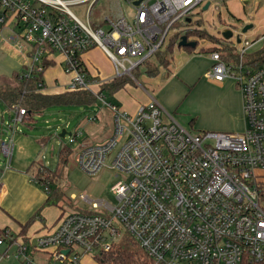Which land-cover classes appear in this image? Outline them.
<instances>
[{"label": "built area", "instance_id": "obj_1", "mask_svg": "<svg viewBox=\"0 0 264 264\" xmlns=\"http://www.w3.org/2000/svg\"><path fill=\"white\" fill-rule=\"evenodd\" d=\"M93 1L0 0V25L14 20L17 29L10 40H19L12 48L25 59L24 78L43 73L58 54L71 75L66 91L94 92V85L134 80V71L163 52L172 35L188 30L193 11L207 2L122 0L130 14L115 21L105 18V30L82 23L70 10ZM228 46L210 53L206 77L216 83L234 81L244 131L193 133L156 102L130 116L98 93L112 113L113 135L103 143L79 146L77 165L89 175L108 167L127 179L111 187L115 203L80 194L90 209L65 214L52 233L31 240L29 250H51L47 264H81L84 256L108 252L123 232L149 264H264V64L248 62L253 42L240 39L234 52ZM92 48L112 62L115 72L109 81L91 79L84 70L82 56ZM13 111L14 123L27 116L20 103ZM8 128L12 133L17 129ZM80 136L71 133L69 144ZM13 148L12 136L0 141L8 166ZM26 250L27 244L19 245L16 258L39 264Z\"/></svg>", "mask_w": 264, "mask_h": 264}, {"label": "rangeland", "instance_id": "obj_2", "mask_svg": "<svg viewBox=\"0 0 264 264\" xmlns=\"http://www.w3.org/2000/svg\"><path fill=\"white\" fill-rule=\"evenodd\" d=\"M207 2L210 4L209 10L200 12L201 7L195 9L192 13V18H194L195 21L190 25L189 29L182 32L180 36H187L189 42L196 41L199 42L200 45L204 42L217 45L213 48L217 50L220 46V40L216 36L219 35L221 37L220 32L222 30L224 31L228 28H232L231 26L228 27V25H235L237 31L241 32L245 26V21H251L253 27L244 34H241V38L249 42L257 39L254 46L258 47L261 36L264 34V0H248V4H244L240 0H207ZM70 10L82 23H87L88 21L92 27L100 25L105 30L108 26L105 18H108L110 21H115L122 15L130 14L129 8L124 5L122 0H94L93 2L73 5L70 7ZM220 15L222 19L218 17ZM210 19H214L213 22H210ZM16 33L17 29L14 25V20H11L5 25H0V86L13 85V82L8 79H10L13 73L21 72L24 69L22 65H24L25 59L17 55L12 48L16 39L14 41L10 40L11 37H16ZM169 45L167 47H169ZM173 47L174 44L171 48H167V50L163 52V57H160L167 59L166 61H168V59L172 61L171 57L173 56L174 62H172L171 65H175L179 61L178 56L184 54L183 50L180 52H178L177 49L172 50ZM183 59V63L186 64L185 66H189V62L193 59L196 60L194 64L198 65H203L204 62L208 61L206 53L200 54L199 56H188V58ZM154 63L159 64L156 60H154ZM145 69H147V67H141L138 72H142ZM137 74L134 75L135 80L128 84L140 85V83H144L141 74ZM163 77L162 75L161 80ZM201 78L203 81H208L203 77ZM225 81H227L238 93L241 101L239 89L236 88L234 81L231 79ZM191 91L192 90H188L187 93L178 94V100L176 101L175 109L177 110V114L182 116V118H180L182 123L186 121L188 123H186L187 126L190 125L189 121L195 124L197 122L201 123L208 118L210 114L212 118H217V120L222 121L225 120V112L217 107L218 103L216 100L213 102V105H211L213 109L206 103L205 100L207 96L205 95L208 91L207 84L201 85L199 90L197 89L195 92ZM87 92L91 93L94 99H96L94 104L86 106L85 108L82 106L50 107L41 115H35L33 120L29 123H14L12 117L14 111L0 103V141L4 139L7 140L12 136L14 144L9 166L8 158L4 156L0 149V169L3 170L11 166H16V164L26 162L28 165L33 161H37L50 170L56 171L59 174L58 186L63 192L64 198L70 203V205L63 203L61 205L65 214L75 211L84 212L90 209L87 203L78 198L82 193H85L92 201L115 203V197L111 192V187L118 181H125L127 179L126 175L118 173L108 167H104L95 175H89L83 172L77 165L75 151L78 149L80 142L100 143L104 141V139H109L114 131L113 117L104 103L97 98L98 92ZM223 94L224 92H221L220 97ZM103 95H107V93L104 92ZM238 95L234 94V96L230 95V97L238 98ZM21 100L23 102V99ZM107 101L112 102L109 98ZM193 120L195 121L193 122ZM241 121L243 129V116L240 122ZM13 125L16 126L17 129L12 133L8 126L12 127ZM64 129L74 134L81 133V136L75 143L70 145L69 136L63 139L59 137L61 131ZM196 131L193 127V133ZM228 133L236 134L237 132ZM40 140H43V144L39 143ZM63 147L71 149V153L68 156L67 162L60 164L58 153ZM109 162L110 159L106 161L107 165H109ZM32 180L34 181L35 179ZM6 235H9L8 231L4 233L1 239L6 241ZM122 236H124L123 232L114 242L119 241ZM29 251L30 258H34L33 260L35 261L38 255L36 254V259L35 257L32 258L34 252L32 253L31 250ZM94 256L97 257L99 255H87V257L81 261V264H95ZM141 256V263L149 264V261L143 253ZM9 261L10 260H7V262ZM39 261L44 262V264L48 262L47 257Z\"/></svg>", "mask_w": 264, "mask_h": 264}, {"label": "crops", "instance_id": "obj_3", "mask_svg": "<svg viewBox=\"0 0 264 264\" xmlns=\"http://www.w3.org/2000/svg\"><path fill=\"white\" fill-rule=\"evenodd\" d=\"M240 1H242L244 4H248V0ZM206 4L207 3L201 7L200 12H206L209 10L210 4L206 9H204ZM218 17L222 19L221 15ZM213 20L210 19V22H213ZM251 23V21H245V26L243 29L249 25L251 27L246 31L251 29L253 27ZM230 26L232 28H228L227 30H230L233 33L231 39L225 40L222 37L223 30L220 32L221 37L219 35L216 37L220 40V46L229 45L228 47L230 49L228 48V50H232V52H234L236 50L235 45L238 44L237 39H241L243 41L241 34L244 33H242V31H237L235 25H228V27ZM180 37L181 36L179 35L172 50L177 49L178 52L183 50L184 54L179 53V61L175 65H171L172 62H174V58L172 56V61L168 59V64L166 67L157 66L154 76H148L145 71L138 72V74H141L144 79V83H140V85L128 84L129 82L132 83L131 81H133V79L125 77L124 81L120 83V88L112 92L108 98L121 111L127 113L130 116H135L138 113L140 107L147 106L150 104V102H156L181 126L191 130L192 132L194 127L195 131L197 130L195 133L204 131L221 133L237 132L236 134L242 133L245 129V118L241 104L242 98L240 101L238 93L227 83V81H224L226 83H216L206 77V72L212 64V61L209 57L210 53L215 51L213 48H215L217 45L206 42L200 45L199 42L195 41V48L178 47ZM186 38L188 41L187 36ZM256 41L257 39L252 40L251 42H253L255 45ZM169 43L170 41L167 43V46ZM258 44V47L253 46L250 48V54L257 53L263 48L264 34H262L261 40ZM167 46L163 52L167 50ZM203 53H206L208 57V61L204 62L203 65L194 64L196 61L195 59L189 62V66H185L186 64L183 63V58H188V56H199ZM16 54L19 55L18 53ZM21 57L24 59L23 56ZM81 60L84 70L91 79L96 81H109L114 76L115 70L112 62L98 48H92L84 53ZM49 61H52V64L48 66L42 74L43 88L41 93L45 95H55L65 92L66 86L70 82L71 75L65 73L64 71V59L62 56L54 54L51 56ZM135 72H137V70L134 71L133 77ZM162 75L164 77L161 80ZM201 77L208 81H203ZM203 84L208 85V91L205 95L207 96L205 100L206 103L211 106L216 100L218 103L217 107L225 112V120H217V118H212L210 114L209 117L201 123L197 122L195 124L189 121L190 125L187 126L188 123L186 121L185 123L180 121L182 116L177 114V110L175 109L176 101L178 100V94L187 93L188 90L195 92V90H199ZM99 89L100 86L94 85L92 87L94 92H99ZM221 92H224V94L220 97ZM234 94H237L238 98L230 97V95L234 96ZM210 108L213 109L212 106ZM110 114L112 116L111 112ZM14 115L15 114L12 116L13 118ZM242 116L244 120L243 129L242 121L240 122ZM194 121L195 120H193V122ZM106 140H108V138L104 139V141L100 143H103ZM39 143L43 144V140H40ZM90 143L80 142L79 146L95 145L99 142ZM26 163L16 164V166H11L3 170L0 169V231L6 229L9 232L6 241H3V243L0 244V264H24L22 259L16 258L18 246L27 244L28 250H26V256L31 257L29 254V242L33 239H36L37 237H42L52 233L58 225L57 222L60 214L64 212L62 207H44V202L46 201L47 196L39 183H36L31 179L29 167L31 166L32 162L28 165ZM26 240L28 241L27 243H25ZM51 253V250L44 252H34L32 258L38 255L37 259L35 257V261L39 264H44V262L39 260L47 257V261L49 262ZM85 257L87 256H84L82 260ZM7 260L10 261L7 262Z\"/></svg>", "mask_w": 264, "mask_h": 264}, {"label": "trees", "instance_id": "obj_4", "mask_svg": "<svg viewBox=\"0 0 264 264\" xmlns=\"http://www.w3.org/2000/svg\"><path fill=\"white\" fill-rule=\"evenodd\" d=\"M177 39V34L170 37V45L168 49L172 47ZM226 49V46L221 48L222 51H225ZM163 54L164 53L159 52L153 58L145 62L143 67H147V69L144 71L148 76H154L157 66H167V59L160 58L163 57ZM247 59L249 63L254 61L258 63V65H263L264 46L257 53L247 56ZM154 60L158 61L159 64L154 63ZM51 64L52 61L46 63L45 69ZM23 71L24 69L20 73H13L9 79L11 82H13V85L0 86V102L3 105H5L8 109L13 110L15 105L20 103V106L25 109L27 116L22 120L21 123L31 122L35 115H41L50 107L82 106L85 108L86 106L94 104L96 101L91 93L83 90L73 92L65 91L55 95L42 94L39 87H43V73L32 78H24L22 76ZM137 73L138 71L135 72V75ZM122 81H124V78L117 80L115 79L109 84L101 85L98 93L104 96L106 102L113 104L112 102L107 101L108 96L120 88V83ZM104 92L107 93V95H103ZM21 99H23V102ZM70 153L71 149L68 147H63L59 151L58 158L60 164L67 162ZM29 170L31 173V179L38 181L39 185L47 196L46 201L44 202V207L54 206L61 208L62 203L70 205V203L64 198V194L58 186L59 174L56 171L50 170L45 165L37 161L32 162ZM64 215V212L60 214L58 224ZM6 231V229L0 231L1 237ZM27 242L28 241L26 240L25 243ZM142 253L143 252H141V249L136 244V242L127 234H124V236H122L119 241L112 242L111 249L108 252H104V254L94 257V262L95 264H142Z\"/></svg>", "mask_w": 264, "mask_h": 264}, {"label": "water", "instance_id": "obj_5", "mask_svg": "<svg viewBox=\"0 0 264 264\" xmlns=\"http://www.w3.org/2000/svg\"><path fill=\"white\" fill-rule=\"evenodd\" d=\"M208 5H209V3H207V4L205 5L204 9H206V8L208 7ZM250 27H251V26L249 25V26H246L244 29H242V33H245L246 30H247L248 28H250ZM232 36H233V33H232L230 30H224V31L222 32V37H223L225 40H229V39H231ZM239 42H240V39H237V43H239ZM195 46H196V43H195V42H188L186 36H181V37H180V41H179V43H178V47H189V48H195ZM70 135H71V133H70V132H67V131L64 129V130L61 131L59 137H60L61 139H63V138H65L66 136H70ZM64 253L67 254L68 251H64Z\"/></svg>", "mask_w": 264, "mask_h": 264}]
</instances>
